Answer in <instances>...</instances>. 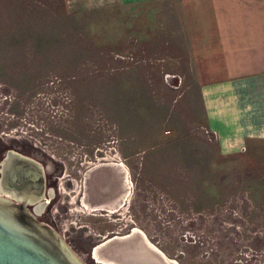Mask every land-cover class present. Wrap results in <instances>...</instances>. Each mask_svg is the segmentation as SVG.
Listing matches in <instances>:
<instances>
[{"label":"rangeland","instance_id":"obj_1","mask_svg":"<svg viewBox=\"0 0 264 264\" xmlns=\"http://www.w3.org/2000/svg\"><path fill=\"white\" fill-rule=\"evenodd\" d=\"M180 2L70 14L65 0H0V76L11 75L19 90L45 91L44 116L16 101L14 118L25 115L30 125L20 126L51 135L47 165H66L60 188L68 201L55 215L87 264H96L89 239L116 223L177 264H264V142L222 154L207 126ZM102 149L124 164L120 216L87 206L97 183L86 177ZM71 222L77 233L67 232Z\"/></svg>","mask_w":264,"mask_h":264},{"label":"crops","instance_id":"obj_2","mask_svg":"<svg viewBox=\"0 0 264 264\" xmlns=\"http://www.w3.org/2000/svg\"><path fill=\"white\" fill-rule=\"evenodd\" d=\"M155 1L65 0V7L79 14ZM180 1L207 126L223 155L247 153L264 142V0Z\"/></svg>","mask_w":264,"mask_h":264},{"label":"flooded vegetation","instance_id":"obj_3","mask_svg":"<svg viewBox=\"0 0 264 264\" xmlns=\"http://www.w3.org/2000/svg\"><path fill=\"white\" fill-rule=\"evenodd\" d=\"M41 88L42 87L39 86H32L31 89L28 87L19 90L14 87V80L11 75L7 78L0 76V196L15 204L25 205L27 210L35 216L39 222L49 226L57 232L77 254L76 249L66 240L62 231H60L63 230V222L65 221V219H62V215L65 213L67 207L65 203H68L65 198L66 196L62 199L60 188L61 167H66V165L64 163H59L60 165L54 163L53 169H49L46 159L45 142L48 140L47 137L52 138L51 135L44 133L42 129H40V131L43 133H39V128L37 127H35L36 130H29V128L20 126L21 121L28 123L25 115L22 117L19 116L16 119L14 118L15 113L13 106L16 101L21 102L24 107L34 108L36 105L41 115H43L44 110L41 108L45 106V91L44 89L40 91ZM30 119L34 121V115H31ZM41 122H43L41 118H37L38 126H40ZM60 140H62V138H60ZM69 152H71V149H69ZM99 152V156H96V161L99 164L90 171L92 175L86 177V180H88L87 182L89 184V181L94 179L97 183L96 186L99 185L100 181H102L101 171L105 170L107 174H104L106 176L104 178L108 180V187L103 189L97 186L95 190H92L91 194L93 198H91L90 201L88 200L89 204L87 203L88 205H86L89 209H92V212H105L106 217H112L115 213H117L115 216H120V210L125 205L123 199L125 194L124 164L121 163L123 162L122 159L120 161V157L113 155L111 151L109 152L110 154L104 152L103 149L99 150ZM103 153H105V156H103ZM65 154L69 155L70 153L65 152ZM6 164H8V167H11L7 175L5 174V172H7ZM61 164H64V166H61ZM41 171H43L42 181ZM96 172H98L97 175H95ZM83 204L84 202L82 205ZM60 211L62 215H55V213L58 214ZM99 216L104 215L100 213ZM119 221L120 218L118 217L116 222ZM77 224V222H71L70 228L72 230L67 228V232L71 234L77 233ZM88 226L89 225H81L78 229L84 231V228H88ZM124 228V225L120 226V223H116L112 228L108 227L105 230L100 229V233L95 235L96 238L99 239H89L91 245L88 256L91 258L92 263L102 264V262L97 261L95 258V250L103 248L106 250V247H111L116 243L119 244L121 243L119 242L120 240H124L126 236L124 234ZM133 231L134 230L127 236L145 237L140 235L139 232L133 233ZM123 245H125V242H122V245L119 246L116 251L114 248L111 249L115 251V253H118V263L126 264V256L125 259L123 258L127 251L125 252V246ZM152 246L150 245V247ZM138 249H140V245L136 242L133 243L129 248V253L127 255L130 256L128 257L130 258L133 256L134 259H137L140 254L137 255L135 252H137ZM151 250L157 251V253L166 257L157 247H154V249L152 247ZM110 258L115 261L113 255H111ZM145 259L149 258L145 256ZM84 263L87 264L85 261ZM109 264L116 263L110 262Z\"/></svg>","mask_w":264,"mask_h":264},{"label":"water","instance_id":"obj_4","mask_svg":"<svg viewBox=\"0 0 264 264\" xmlns=\"http://www.w3.org/2000/svg\"><path fill=\"white\" fill-rule=\"evenodd\" d=\"M9 174L11 167L6 164ZM10 169V170H9ZM41 173V181L43 171ZM98 186V185H97ZM97 186L95 188H97ZM108 185L105 187L107 188ZM104 188V189H105ZM140 249L126 262L128 264H168L157 251L150 248L145 237H141ZM125 256L132 246L125 242ZM118 254V253H117ZM151 258L145 259L146 255ZM130 256V255H127ZM162 256V257H161ZM143 257V261H141ZM151 259V260H150ZM116 264L117 260L114 261ZM168 262V263H167ZM0 264H85L65 240L52 228L39 222L25 205L15 204L0 196ZM170 264V263H169Z\"/></svg>","mask_w":264,"mask_h":264},{"label":"bare ground","instance_id":"obj_5","mask_svg":"<svg viewBox=\"0 0 264 264\" xmlns=\"http://www.w3.org/2000/svg\"><path fill=\"white\" fill-rule=\"evenodd\" d=\"M126 188H127V186H126ZM125 197H126V193L124 194V197H123V199H124V201H126V199H125ZM133 233H138V231L137 230H134L133 231ZM135 237L136 236H131V237H129V236H125L124 237V240H120L119 242H121V243H116V244H114V245H112L111 247L110 246H108V248L106 247L105 249L106 250H104V248L103 249H97V250H95V253H94V256H95V258L99 261V262H102V263H110V262H113V263H115L111 258H110V256L108 257L107 255L109 254V255H113L114 253H115V251H116V249L119 247V246H121L122 245V242H126V241H129V240H131V241H134V239H135ZM146 241H148L147 239H146ZM111 248H114L115 249V251H113ZM107 254V255H106ZM166 258V257H165ZM168 261V260H167ZM170 264H177L176 263V261H168ZM167 262V263H168ZM168 263V264H169Z\"/></svg>","mask_w":264,"mask_h":264}]
</instances>
